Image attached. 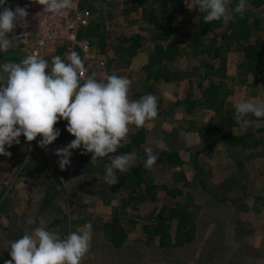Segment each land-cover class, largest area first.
Masks as SVG:
<instances>
[{"label": "rangeland", "instance_id": "374dc122", "mask_svg": "<svg viewBox=\"0 0 264 264\" xmlns=\"http://www.w3.org/2000/svg\"><path fill=\"white\" fill-rule=\"evenodd\" d=\"M102 1L104 3H95L96 11L92 19L104 22L106 30H114L117 34L124 35L138 32L142 36L151 37V31L148 29L145 31L141 25L128 27V23L121 16L126 0ZM78 6L80 9L82 8L80 0H78ZM185 10L195 12L193 0L186 1ZM107 13L113 14L114 18L110 20ZM179 17V15L174 16L173 24H177ZM168 42L177 44L181 49H188L186 57L176 60L174 63L171 62L170 68L175 72L190 73L191 88L188 87V91H186L187 87L186 89L182 88L181 83L185 84L184 81L172 82L175 85L169 90L162 89L161 84L164 82L155 84L152 94L157 97L158 114L161 115L145 123L146 133L143 147H151L157 151L169 147L177 151L184 161L185 165L175 168V171L167 168L163 170L161 167L154 168L150 178L157 184L166 185L169 188L177 189L176 185L178 184V191L181 188L183 193L185 191L191 194L189 200L185 199L191 205L189 209L196 214V230L191 241L183 247L165 250L146 247L140 240L139 230L147 221L144 218L134 219L135 213H130L128 216H122L121 219L128 234V240L119 249L109 244L104 237L103 224L110 220L114 208L119 209L122 206L121 202L126 198L122 187L126 186V183L123 179H118V183L111 186L104 183L102 177L105 174V167L110 164L113 157L92 160L93 154L84 153L83 148L71 150L73 153L71 164L61 170L58 165L59 157L54 154L55 150L66 146L75 139L66 131L67 121L61 119L54 125L55 128L61 130V135L46 148L39 146L40 136L36 140L28 142L22 135L19 138L21 141L19 144L14 143L10 148L6 146V151L11 152V156L0 155V194L5 190L9 196L8 204H3L4 208L0 213V263L7 258L10 252L9 242L20 238L25 233V229L31 232L33 228L39 226L41 218L48 222V230L58 233L61 237L73 231L82 230L83 225L88 222L92 223L91 248L82 259L81 264H219L224 262L227 253L234 249L233 246L230 247L231 241L227 240L229 237L225 235L226 232H231V234L245 232L250 242L257 239L256 220L259 218L257 204H263L258 200V196L264 188V170L262 171L264 169V132L261 130L264 128V119L257 120L250 114L247 117L250 121L247 129L240 127L235 116L233 120L237 124L230 126L228 122H223L225 131L234 136L245 132L256 133L263 140V144L259 148L244 149L243 152H247L246 160L242 162L244 167H237L238 162L235 161L237 154L233 155L230 150L227 151L228 149L224 145H218L211 154L201 153L195 159L193 153L200 149L202 143L200 136L198 133L183 134L180 127L184 125V119L194 120L202 127V123L207 122L210 113L196 109L192 115L186 116L181 106H176L175 102H180L186 95L192 99L199 95V79L192 77L195 75L192 67L196 64L193 60L198 55L194 53L193 45L184 42L179 37H172ZM92 48L100 53L95 45H92ZM148 48L151 53L152 47L150 43L146 42L143 46L144 50H142L144 52L140 54L144 59L147 58ZM9 50L17 52L22 58H25L23 48L17 43L12 42ZM67 51L65 45L57 47L52 52H44V59L48 60L49 66H51L52 57L58 55L66 58ZM113 56V54L102 55L105 67L101 69L93 67L85 79L81 80V83L93 74L98 81L104 82L112 74L124 76L131 80L129 99L136 100L138 94L142 93L144 89V72L142 70V74L132 72L129 69L131 60L126 59L115 61L108 68L110 59H116ZM242 62L243 56L240 52L227 53V75L237 77V67ZM0 74L6 79V73L0 72ZM246 79L240 78V80ZM256 80L250 79L248 85L236 86L235 94L232 92L227 99L228 107L230 104L235 108L233 105L235 101L240 103L245 100H254V103L264 104V80ZM163 111H166L167 114L163 115ZM214 116L216 123L220 124L217 113L214 112ZM129 129L131 133L134 132L133 125H130ZM172 129L177 131L174 140L169 134ZM129 135L121 142V148L129 144ZM236 150H241V148ZM259 150L261 151L259 152ZM72 169L74 172L71 173L64 186L58 187L61 190L60 195L55 197L53 204H50L45 209L46 211L40 214V203L45 194L44 186L48 184L47 176L52 177L58 172H60L59 175H63ZM240 169L242 171H239ZM173 171L180 172L182 175L174 176ZM236 171L242 172L241 177L236 179L242 189L234 186V182L231 181L237 173ZM119 173L117 170L116 175ZM184 198L185 195L181 194L176 200L182 202ZM157 206L158 204H146L145 213L153 211ZM262 211L260 217L264 218V210L262 209ZM242 217L247 220L245 225L239 231V227L233 229V224L244 220ZM28 219H33L36 223L28 225L26 223ZM259 224V229H263V221ZM4 228L11 230L12 233L4 231ZM245 243L248 244V241L246 240ZM263 255L262 253L261 256L253 253L250 258L263 259Z\"/></svg>", "mask_w": 264, "mask_h": 264}, {"label": "trees", "instance_id": "16d2710c", "mask_svg": "<svg viewBox=\"0 0 264 264\" xmlns=\"http://www.w3.org/2000/svg\"><path fill=\"white\" fill-rule=\"evenodd\" d=\"M186 1L188 0L125 1L121 16L128 23V27L141 25L145 31L146 29L151 31L150 38L142 36L138 32L126 35L117 34L114 30H106L104 22L93 19L88 26L80 29L78 37L95 45L102 55L113 54V57H116V59H110L108 68L115 61L132 60L143 49L146 42L150 43L152 48L148 63L142 68L145 74V85L142 93L138 94L136 99L145 94H152L155 84L161 82L185 81L188 91V87L191 88L190 73L175 72L168 66L169 63L186 57L188 49H181L177 44L168 41L172 37H179L184 42L193 45L194 53L198 57L193 60L196 64L192 67L195 74L192 77L199 79V95L193 99L186 95L187 97L185 96L180 102H175V105L181 106L186 116L192 115L196 109L206 111L210 115L207 122L202 123V127L194 120L184 119V125L180 127L181 133L199 134L202 143L200 149L193 153L195 159L201 153L211 154L218 145H224L227 147V151L230 150L233 155L237 154L235 160L238 162L237 167L242 168L244 167L242 162L246 160L247 156V152H243L244 149L259 148L262 146L263 140L256 133L245 132L242 135L234 136L225 131L223 122H228L230 126L237 124L233 120L235 108L230 104L228 107L227 103L229 95L234 92V87H241V84L248 85L250 79L260 81L259 76L264 74V0H247L248 6L243 15L234 14L231 19L216 20L210 23L204 22V13L199 12L195 0H193L195 12L186 11ZM96 2L104 3L102 0H80V6L93 16L96 11ZM237 2L238 0H232L230 9L234 8ZM176 15L180 17L177 24H173L172 19ZM108 16L110 20L114 18L113 14L107 13ZM232 51L240 52L243 56V62L237 67V77L228 76L226 70V54ZM22 59L17 52L12 50L0 53V63L20 62ZM240 78L247 79L240 80ZM214 112L219 116L220 124L216 123ZM164 113L167 114L166 111L162 112L163 115ZM160 115L158 114V116ZM256 119L262 120L264 117ZM144 125L140 128L133 125L134 132L129 135V144L106 156L114 157L134 153L137 159L128 172L117 174L118 179H123L126 183V186L122 187L126 198L121 202L122 206L119 209H113L110 220L103 224L104 237L114 248H121L128 240V234L121 223L122 216L135 213L134 219L144 218L147 221L140 227V232L138 231L140 240L146 247L158 250L183 247L191 241L197 224L196 214L189 209L190 203L185 201V199L191 198V194L185 191L183 193L181 188L178 191V184L176 185L177 189L157 184L151 180L150 175L154 168L161 167L163 170L167 168L175 171V168L182 167L185 163L177 151L166 147L161 151L153 150V154H158L159 158L151 169H146L144 162L147 154L146 148L143 147L146 133ZM261 130L264 132V128ZM169 134L174 140L177 131L172 129ZM237 148H241V150H236ZM186 151L191 152L189 149ZM73 172L74 169L63 175H59L60 172H58L52 177L47 176L48 184L44 186L45 194L40 203V214L46 211L45 209L50 204H53L55 197L61 193L58 187L64 186ZM236 172L231 181L234 182V186L242 189L236 180L241 177L242 172ZM173 174L174 176L182 175L180 172ZM7 194L8 192L5 190L0 194V213L4 208L3 204H8L9 196ZM181 194H184L185 198L179 202L180 200L176 199ZM238 199L240 200V198ZM146 204H158V206L153 211L145 213ZM4 231L12 233L7 228H4ZM8 260H11L9 253L0 264H5V261Z\"/></svg>", "mask_w": 264, "mask_h": 264}, {"label": "clouds", "instance_id": "9594fccd", "mask_svg": "<svg viewBox=\"0 0 264 264\" xmlns=\"http://www.w3.org/2000/svg\"><path fill=\"white\" fill-rule=\"evenodd\" d=\"M44 6V12L51 15L66 14L74 5V0H36ZM198 10L204 13L203 20L210 23L216 20L231 19L234 14L243 15L248 6L247 0H238L230 9L232 0H195ZM8 0H0V53H6L12 46L9 33L23 24L28 16L27 6L15 9L5 7ZM26 26V25H25ZM0 155L11 156L6 151L20 137L31 142L41 139V148L51 145L61 130L54 125L59 120L67 121L66 131L75 137L69 144L57 148L61 170L71 164L73 149L83 148L84 153H92V160L115 153L129 133V126L142 127L146 121L158 116V100L153 94H145L139 99L130 100L128 93L131 80L112 74L106 82L98 81L95 74L81 83L86 72L85 64L76 51L66 58L54 56L49 61L38 56L28 55L20 62L0 63ZM264 117V104L245 100L235 106V117L242 129H247L249 115ZM146 169L157 162L158 154L153 149H145ZM82 153V154H84ZM134 153L116 155L105 167L102 180L107 185L118 183L116 171L128 172L136 162ZM28 225L36 223L33 219ZM48 222L41 218L39 226L9 242L11 260L5 264H81L88 254L93 239L91 222L82 230L73 231L64 237L48 230Z\"/></svg>", "mask_w": 264, "mask_h": 264}, {"label": "built area", "instance_id": "2783aa9c", "mask_svg": "<svg viewBox=\"0 0 264 264\" xmlns=\"http://www.w3.org/2000/svg\"><path fill=\"white\" fill-rule=\"evenodd\" d=\"M17 6H27L28 16L23 24H18L13 32L9 33V38L23 48L24 57L35 54L44 58V52H52L65 45L68 53L76 50L85 64L86 72L81 80L85 79L93 67H105L102 54L94 51L87 40L78 37L80 29L88 26L92 20L87 10L79 8L78 0H74L71 10L60 15L45 13L44 6L36 0H8L5 5L12 9Z\"/></svg>", "mask_w": 264, "mask_h": 264}, {"label": "crops", "instance_id": "0c3cea01", "mask_svg": "<svg viewBox=\"0 0 264 264\" xmlns=\"http://www.w3.org/2000/svg\"><path fill=\"white\" fill-rule=\"evenodd\" d=\"M149 49L150 48L147 49V58L144 59L142 56H140V54L142 52H144V51H142L144 49H142L139 52V54L131 60V64H130L129 69L132 72L142 74L141 73L142 68L148 63V57L150 54ZM182 59L183 58H181L179 60H182ZM171 64L172 63H170L168 66L171 67L172 66ZM259 79L264 80V74L259 76ZM174 83H172V82L171 83H162L161 87H163L162 89L169 90L170 88H172L175 85ZM181 86H182V88L184 87V89H186V84L181 83ZM236 91H237V88L235 86L233 93L235 94ZM253 101L254 100H252L251 102H253ZM237 104H238L237 101H235L233 105L236 106ZM130 133H131V130L129 129L128 135ZM242 134H240V135H242ZM263 170L264 169H262V171ZM263 193H264V188H263V192L259 193V195L261 197L258 196V200L263 204H257V211H258V217H259L257 219L258 221L256 220V225H257V229H258V233L256 236L257 239H255L254 242L253 241L250 242V240L247 239L245 232H243V233H241V232L240 233L239 232L234 233L233 232V234H231V232H228V233L226 232L225 235H227L229 237L227 240L231 241L230 247L233 246L234 249L232 251H230L229 253H227V255L225 256V261L221 262L219 264H263L264 263V258L263 259L250 258V255H252L253 253L258 254L260 256H261V253L264 254V228L261 230L259 229L260 228L259 223H262V221L264 223V218L260 217V215H262V212H263L262 209L264 210V194ZM246 210H247V207H246ZM259 211H261V212H259ZM242 218L244 219V217H242ZM244 220H245V222H242ZM244 220H241V222L238 221L236 224H233V226H232L233 229L234 228L238 229V227H239L240 229H238V231L241 230V227H243L245 225V223L247 222L246 219H244ZM260 238H262V239H260ZM246 240L248 241V244L245 243Z\"/></svg>", "mask_w": 264, "mask_h": 264}]
</instances>
